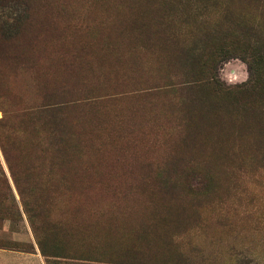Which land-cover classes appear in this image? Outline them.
I'll return each mask as SVG.
<instances>
[{"label":"rangeland","instance_id":"obj_1","mask_svg":"<svg viewBox=\"0 0 264 264\" xmlns=\"http://www.w3.org/2000/svg\"><path fill=\"white\" fill-rule=\"evenodd\" d=\"M55 1L39 7L42 28L32 34L41 42L30 55L70 61L69 72L49 78L54 66L25 67L15 47L0 50V119L9 121L8 141L24 149L11 145L9 156L24 199L45 202L35 213L23 207L0 149V264H264V160H215L230 165L224 188L219 199L199 201V215L189 209L194 201L157 192L166 174L173 177L172 160L180 159L170 151L178 133L168 124L165 93L171 81L162 36L170 29H147L138 41L132 28L130 7L152 0ZM25 16L21 0H0V40L17 35ZM217 77L239 85L249 69L230 57ZM58 90L80 105L68 112L67 126L84 124L82 140L73 137L66 174L45 171L48 160L36 155L41 137L21 121L24 109Z\"/></svg>","mask_w":264,"mask_h":264},{"label":"trees","instance_id":"obj_2","mask_svg":"<svg viewBox=\"0 0 264 264\" xmlns=\"http://www.w3.org/2000/svg\"><path fill=\"white\" fill-rule=\"evenodd\" d=\"M21 1L27 20H24L17 35L0 40V50L15 47L25 67L33 68L30 64L36 66L45 62L48 68L54 66L56 71L46 72L48 77L60 78L58 71L69 72L70 61L56 59L53 55L46 60L41 59L36 56L38 52L35 56L30 55L41 42L40 38L35 40L32 34L33 28H42L39 26L43 23L38 17L39 7H48L56 1ZM160 1L162 3L152 0L144 6L130 7L135 17L132 28L138 34V41H143L142 36L147 29L163 26L170 29L162 36L165 78L171 81L166 85L165 93L170 98L168 124L178 133L170 151L175 150L180 160H172L173 177L166 174L157 192L162 197L168 196L171 201H194L189 209L198 214L199 201L219 199L220 190L224 188L222 177L230 165L222 166L215 160H264V11L261 10L257 16L264 0ZM236 1L241 2L237 9L232 7ZM164 7L163 16L155 22L154 17ZM143 9L148 11L147 15ZM57 17L60 16L57 14ZM46 21L58 25V20L47 18ZM146 36L154 38L156 35ZM158 45L156 42L153 44L155 47ZM230 57L247 64L249 79L245 83L227 86L218 79L217 67ZM72 58L75 60V55ZM54 93L42 96L39 105L24 109L21 121L35 131L38 140L41 137L40 142H36V155L38 160H48L45 171L57 167L66 174L74 150L71 144L73 137L78 134L80 138H77L82 140L84 124L74 130L73 125L77 124H72L70 120L67 126L68 112H77L80 105L74 99L64 98L59 90ZM8 122L6 116L0 119V149L23 207L35 213L36 209L45 206V202L39 196L34 202L24 199L20 180L9 156L10 147H20L8 141ZM163 222L166 226L171 221ZM168 261L172 260L169 258Z\"/></svg>","mask_w":264,"mask_h":264}]
</instances>
